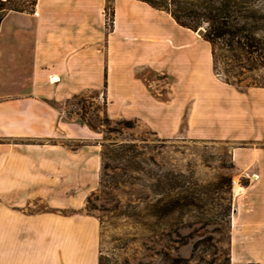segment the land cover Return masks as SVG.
<instances>
[{
  "label": "crops",
  "instance_id": "obj_1",
  "mask_svg": "<svg viewBox=\"0 0 264 264\" xmlns=\"http://www.w3.org/2000/svg\"><path fill=\"white\" fill-rule=\"evenodd\" d=\"M85 90L163 138L231 141L229 264H264V86L217 78L203 35L142 0H35L1 18L0 98L50 126L0 130L48 138L0 140V264H98V221L84 205L100 147L83 121L50 107ZM117 104L128 115L110 113Z\"/></svg>",
  "mask_w": 264,
  "mask_h": 264
},
{
  "label": "rangeland",
  "instance_id": "obj_2",
  "mask_svg": "<svg viewBox=\"0 0 264 264\" xmlns=\"http://www.w3.org/2000/svg\"><path fill=\"white\" fill-rule=\"evenodd\" d=\"M255 7L264 11V0H256ZM107 8L104 23L109 27V1L104 10ZM261 33L264 35V27ZM213 72L224 81L221 65ZM229 80L240 90L264 85V68ZM3 102L0 98V130L26 133L50 126L47 116L42 124L24 118L22 112L31 106ZM50 107L62 116L83 121L93 131L100 150L102 144L113 141L132 145L128 156L136 170L111 159L110 151L104 149L106 166H101L99 174L102 184L98 181L85 201L84 210L98 221L101 264H224L232 198L231 141L182 135L163 138L137 120L133 127L125 128L117 123L124 117L108 115L105 95L96 90H85ZM128 108L113 105L110 113L126 116ZM11 135H0V140L48 139ZM233 185L236 187L235 181Z\"/></svg>",
  "mask_w": 264,
  "mask_h": 264
},
{
  "label": "trees",
  "instance_id": "obj_3",
  "mask_svg": "<svg viewBox=\"0 0 264 264\" xmlns=\"http://www.w3.org/2000/svg\"><path fill=\"white\" fill-rule=\"evenodd\" d=\"M149 5L165 10L176 23L193 31L203 26V38L209 43L212 69L217 72L221 65L224 81L244 72L264 68V11L255 7L256 0H142ZM35 0H0V20L7 11H22L32 8ZM264 86V85H255ZM125 128L133 127V119L123 118L117 122ZM112 131V129H108ZM128 142H108L100 150V168L104 149L110 158L121 160L129 170H136L128 150ZM231 167V163L229 165ZM230 181V178H229ZM99 177V185H101ZM187 188V187H185ZM229 264L228 250L223 259ZM98 264H101L98 257Z\"/></svg>",
  "mask_w": 264,
  "mask_h": 264
},
{
  "label": "built area",
  "instance_id": "obj_4",
  "mask_svg": "<svg viewBox=\"0 0 264 264\" xmlns=\"http://www.w3.org/2000/svg\"><path fill=\"white\" fill-rule=\"evenodd\" d=\"M32 13L33 14H36V10L33 8V10H32ZM105 14H108L109 15V9L107 8L106 10H104V16H105ZM107 15V16H108ZM107 16H106V20H108V18H107ZM111 20H109V22H110Z\"/></svg>",
  "mask_w": 264,
  "mask_h": 264
},
{
  "label": "water",
  "instance_id": "obj_5",
  "mask_svg": "<svg viewBox=\"0 0 264 264\" xmlns=\"http://www.w3.org/2000/svg\"><path fill=\"white\" fill-rule=\"evenodd\" d=\"M203 32H204V29L201 27L196 30V33L200 35H202Z\"/></svg>",
  "mask_w": 264,
  "mask_h": 264
},
{
  "label": "bare ground",
  "instance_id": "obj_6",
  "mask_svg": "<svg viewBox=\"0 0 264 264\" xmlns=\"http://www.w3.org/2000/svg\"><path fill=\"white\" fill-rule=\"evenodd\" d=\"M55 78V77H54Z\"/></svg>",
  "mask_w": 264,
  "mask_h": 264
}]
</instances>
